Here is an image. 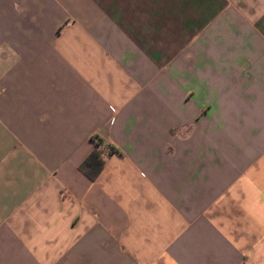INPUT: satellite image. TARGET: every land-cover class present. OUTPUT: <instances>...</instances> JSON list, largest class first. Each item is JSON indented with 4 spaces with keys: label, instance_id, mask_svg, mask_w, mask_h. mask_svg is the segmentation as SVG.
Masks as SVG:
<instances>
[{
    "label": "crops",
    "instance_id": "obj_1",
    "mask_svg": "<svg viewBox=\"0 0 264 264\" xmlns=\"http://www.w3.org/2000/svg\"><path fill=\"white\" fill-rule=\"evenodd\" d=\"M0 264H264V0H0Z\"/></svg>",
    "mask_w": 264,
    "mask_h": 264
},
{
    "label": "trees",
    "instance_id": "obj_2",
    "mask_svg": "<svg viewBox=\"0 0 264 264\" xmlns=\"http://www.w3.org/2000/svg\"><path fill=\"white\" fill-rule=\"evenodd\" d=\"M93 140L96 142V147L88 154L80 165V169L91 180H95L105 166L106 159L103 154L104 145H107L104 139L99 135L93 136ZM107 152L109 155L113 153L121 154L114 145H107Z\"/></svg>",
    "mask_w": 264,
    "mask_h": 264
},
{
    "label": "built area",
    "instance_id": "obj_3",
    "mask_svg": "<svg viewBox=\"0 0 264 264\" xmlns=\"http://www.w3.org/2000/svg\"><path fill=\"white\" fill-rule=\"evenodd\" d=\"M103 156H105V153L103 154Z\"/></svg>",
    "mask_w": 264,
    "mask_h": 264
},
{
    "label": "rangeland",
    "instance_id": "obj_4",
    "mask_svg": "<svg viewBox=\"0 0 264 264\" xmlns=\"http://www.w3.org/2000/svg\"><path fill=\"white\" fill-rule=\"evenodd\" d=\"M105 153V152H104ZM107 153H105V156H106Z\"/></svg>",
    "mask_w": 264,
    "mask_h": 264
}]
</instances>
